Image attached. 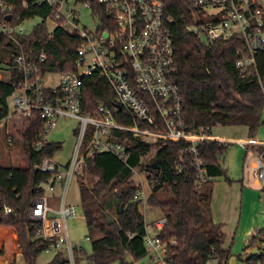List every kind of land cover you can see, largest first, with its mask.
I'll use <instances>...</instances> for the list:
<instances>
[{
  "label": "trees",
  "instance_id": "obj_1",
  "mask_svg": "<svg viewBox=\"0 0 264 264\" xmlns=\"http://www.w3.org/2000/svg\"><path fill=\"white\" fill-rule=\"evenodd\" d=\"M89 2L106 27L109 19L104 7L95 0ZM166 13L174 20L172 26L174 72L172 80L177 85L182 113L189 133L203 128L212 136L216 126H244L247 139L254 140L264 126V52L255 56L256 73L239 76L234 64L242 57L240 40L209 42L202 34L187 31L191 25L189 0H162ZM14 8L13 16L21 19L39 18L25 36H19L18 45L0 36V65L10 67L7 78L0 79V124L8 116L7 100L14 90L13 55L22 52L29 61H36L46 54L43 63L45 73H69L77 70V49L80 41L68 28L59 27L52 35L47 33L44 19L50 11L44 7H21V0H5ZM185 19L186 22H183ZM3 20V17H2ZM116 98L107 81L97 73L84 78L81 86V114L96 116L97 108H114ZM114 119L119 124L133 125L134 121L124 111H117ZM138 127L144 125L136 122ZM4 126V124H3ZM27 161L26 168L0 163V192L12 208V213L0 217V228H9L18 235V245L24 264H38L37 259L49 243L35 238L39 222L29 217L34 202L43 197L44 185L50 175L37 170L41 158H54L61 150L59 143L48 142L43 137V122L38 116L21 119V127L14 132ZM90 133V132H89ZM88 133V135H89ZM76 132L74 131V135ZM110 142L122 144L128 154L121 161L110 153L96 154L89 158L83 176L77 178L80 208L91 243V254L82 250L74 252L76 264H137L144 258L150 261L145 246L146 223L140 210L138 197L142 187L137 176H145L149 194L148 206L160 211L166 224L157 233L167 245L165 260L168 264H227L230 253L224 248L225 233L222 225L211 218L210 200L214 184L224 179L232 181L220 164L226 153L227 142L202 141L195 144L196 152L190 153L191 144L185 141L156 140L145 142L126 132L111 130ZM2 137V138H1ZM1 141L9 143L3 132ZM37 146V147H36ZM256 148V152H260ZM201 160L204 170L201 182L196 161ZM106 216L112 218L108 223ZM0 239L15 241L12 233L0 230ZM264 240V232L253 237L250 244ZM10 258L11 252L8 253ZM250 264L264 263V251L249 256ZM21 264V259L18 260ZM47 264H67L63 252L54 253Z\"/></svg>",
  "mask_w": 264,
  "mask_h": 264
},
{
  "label": "built area",
  "instance_id": "obj_2",
  "mask_svg": "<svg viewBox=\"0 0 264 264\" xmlns=\"http://www.w3.org/2000/svg\"><path fill=\"white\" fill-rule=\"evenodd\" d=\"M69 1L21 0V7L24 10L31 6L49 9L50 15L44 19L46 29L49 23L55 26L52 32L47 29L49 35L59 27L75 33L80 41L76 53L77 70L45 73L42 68L46 54H40L36 61H29L20 51L13 55L14 90L8 99L14 109L12 117H39L43 122L44 140L60 120L77 121L75 144L67 162L60 164L49 157L40 159L37 170L49 174L50 181L44 185L43 197L29 210V217L39 222L35 238L49 243L44 252L54 254L61 251L67 264H76L74 252L81 249H75L70 241L67 221L76 218L78 212L76 205L67 202V193L71 182L83 176L87 160L96 154L110 153L121 161L127 159L125 147L108 140L111 130L126 132L145 142L159 139L189 142L193 154L195 144L205 140L217 141V138L207 136L203 128L198 133H189L185 124L179 90L172 80L174 20L166 13L162 0H95L107 11L106 27L89 2L73 0L74 4L89 9L97 19L98 27L94 31L80 28L76 12L71 9L72 21L63 15L62 10ZM189 1L194 11L191 12L192 24H185L187 31L200 33L209 42L240 40L242 57L234 66L242 77L256 73L255 56L264 52V0ZM13 12L12 5L0 0V36L18 45L17 38L31 31L22 25L32 18L22 20L19 15L13 16ZM182 21L186 22L185 19ZM94 73L107 81L117 104L113 109L99 106L96 116L92 117L81 114L80 94L83 79ZM49 75L53 76V86L45 84ZM117 111H124L134 124L128 126L116 122L114 114ZM9 118L8 110L3 122ZM136 122L143 124L144 128L138 127ZM241 145L261 149L253 163V175L256 182L264 185V141L248 140ZM196 165L204 183V170L200 168L202 161L197 160ZM142 193L143 189L138 194L140 199ZM55 195V205H52L50 200ZM11 213V206L0 192V217ZM165 224L162 217L146 224L144 242L149 264H168L165 260L167 245L157 236ZM18 255L21 256L20 249ZM2 261L0 256V264H7Z\"/></svg>",
  "mask_w": 264,
  "mask_h": 264
},
{
  "label": "rangeland",
  "instance_id": "obj_3",
  "mask_svg": "<svg viewBox=\"0 0 264 264\" xmlns=\"http://www.w3.org/2000/svg\"><path fill=\"white\" fill-rule=\"evenodd\" d=\"M75 13V17L78 19L80 28L85 27L87 30L94 31L98 27L97 19L92 15L89 9L84 8L79 4H74L73 0L69 1L68 5L62 10L64 16L72 21L73 17L69 10ZM41 20L39 18H33L31 21L22 25L25 30H29L32 26L38 24ZM55 26L52 23L47 24L49 32L54 30ZM202 39H207L202 35ZM8 74L0 72V79H5ZM46 86H53L54 79L52 75L47 76L45 80ZM9 116L10 118L3 122L0 126V134L7 133L10 140L8 144L1 141L0 138V163L4 165H12L14 167L26 168L27 161L24 152L19 144V139L14 132L21 127V119L12 117L14 109L11 99L7 100ZM264 116V109H263ZM77 127V121L74 119H62L58 122L56 127L52 129L46 137L48 142L59 143L61 150L56 153L54 160L60 164H65L70 157L75 144L74 131ZM214 136L227 137L234 139H246L247 129L244 126H216L212 129ZM255 140L264 141V126L260 125L256 134ZM230 145L227 147L226 153L220 160V164L226 173V177L234 183V186L229 191V195L226 201L227 207L223 208L224 195L219 194L216 203L220 209V214L223 220H225L223 230L225 233L224 247L230 253V258L227 264H250L246 261L249 256L257 255L264 251V240H259L257 243L250 244L253 237H256L264 232V185L262 183H256L254 178L253 163L256 160L257 152L255 147L242 146L240 144L227 142ZM137 183L144 187V193L141 194V211L147 210L151 212L146 214V223L149 224L152 220V213L160 214V211L156 208L148 206L145 202L147 200L149 189L145 176L139 175L136 178ZM141 179V182H140ZM221 183H225L224 179L218 180ZM142 183V184H141ZM143 189V188H142ZM67 202L77 206V217L67 221V230L70 241L74 246L80 248L84 255L89 256L91 254V243L87 239V229L85 226L84 218L82 217V211L80 208V197L76 179H74L69 187L67 193ZM145 209V210H144ZM219 211V210H218ZM225 211V212H224ZM223 212L225 214H223ZM157 213V214H158ZM156 217V216H155ZM158 217V216H157ZM5 232L12 233L15 236V241L12 242L9 239V243L0 239V256L3 257L4 262L7 264H19L18 260L21 259L24 264L22 254L16 256L18 252V235L14 232L7 230ZM11 252L9 258L8 253ZM53 253L43 252L37 259L38 264H47L53 258ZM3 262V261H2ZM3 262V263H4ZM148 259L144 258L137 264H147ZM81 264H86L82 261ZM215 264V263H212ZM256 264H264L257 262Z\"/></svg>",
  "mask_w": 264,
  "mask_h": 264
},
{
  "label": "crops",
  "instance_id": "obj_4",
  "mask_svg": "<svg viewBox=\"0 0 264 264\" xmlns=\"http://www.w3.org/2000/svg\"><path fill=\"white\" fill-rule=\"evenodd\" d=\"M212 137L214 138H217V141L218 142H232V143H235V144H240L243 143V142H246L248 141V139H234V138H227V137H218V136H214L213 133H212ZM248 147V146H247ZM138 177V176H137ZM140 182H141V179H140ZM256 182V181H255ZM258 183V182H256ZM142 184V183H141ZM234 186V183H221L220 181H217L215 184H214V187H213V191H212V195H211V200H210V212H211V218H212V221L215 223V224H220L222 225V229H223V226L225 223V220L221 219L222 218V215L220 214V209H216L215 207H218L217 203H216V206H215V202H216V199H218V195L221 193V194H225L224 195V201L225 203H223V208L227 207V204H226V201H227V198H228V195H229V191H231V188ZM142 188H143V191H144V187L142 185ZM58 193V191H56V194ZM144 193V192H143ZM56 195L53 197H51V204L52 205H55V200H56ZM146 202V201H145ZM141 210V208H140ZM145 210V209H144ZM219 210V211H218ZM142 214L144 215V219H145V223L147 222L146 221V214H149L151 212H148L147 210L145 211H141ZM225 212V211H224ZM223 212V214H225ZM158 213V212H157ZM153 214L152 213V221H155L159 218H161V214ZM156 216V217H155ZM158 216V217H157ZM84 218V216H82ZM150 222V223H151ZM147 224V223H146ZM1 229H7V230H10L12 232H14L12 229H9V228H1ZM224 231V230H223ZM15 233V232H14ZM16 234V233H15ZM225 248V247H224ZM214 263V262H212ZM210 263V264H212Z\"/></svg>",
  "mask_w": 264,
  "mask_h": 264
},
{
  "label": "water",
  "instance_id": "obj_5",
  "mask_svg": "<svg viewBox=\"0 0 264 264\" xmlns=\"http://www.w3.org/2000/svg\"><path fill=\"white\" fill-rule=\"evenodd\" d=\"M8 19H9V17H7V20H8ZM9 70H10V67L7 66L5 63H2V64L0 65V71L8 72ZM106 219H107V221H108L109 224H111V223L113 222L112 218L109 217V216H106ZM74 248L76 249V246H74ZM126 262H127L128 264H130V263L132 262V260L130 259V257H127V258H126Z\"/></svg>",
  "mask_w": 264,
  "mask_h": 264
}]
</instances>
